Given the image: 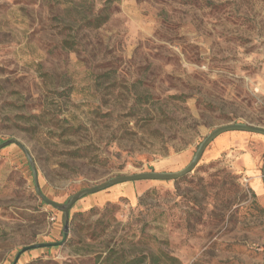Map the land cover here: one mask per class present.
<instances>
[{"label":"rangeland","instance_id":"1","mask_svg":"<svg viewBox=\"0 0 264 264\" xmlns=\"http://www.w3.org/2000/svg\"><path fill=\"white\" fill-rule=\"evenodd\" d=\"M236 122L264 127V0H0V143L48 197L178 171ZM263 165V134L224 132L179 179L84 196L16 264H264ZM63 228L0 149V264Z\"/></svg>","mask_w":264,"mask_h":264},{"label":"water","instance_id":"2","mask_svg":"<svg viewBox=\"0 0 264 264\" xmlns=\"http://www.w3.org/2000/svg\"><path fill=\"white\" fill-rule=\"evenodd\" d=\"M232 130H238V131H248V132H254V133H260L264 135V127L257 126V125H251L247 123L242 122H236V123H228L223 124L217 128H215L209 135H207L204 140L200 143L193 159L190 161V163L178 170V171H142V172H136L132 174H122L117 175L114 177H111L99 184H96L91 187H85L74 193L66 202H59L56 201L50 197H48L41 189L40 182H39V175H38V169L35 163V160L28 149V147L21 142L20 140L16 138H10L2 143H0V149L11 145L16 144L21 148V150L25 153L29 164L32 169L33 178H34V184H35V191L37 195L48 205H51L52 207L60 210L64 214V228H63V238L60 241L55 242H41V243H34L31 245H27L23 247L16 255L15 261L13 264H16L19 257L22 253L26 252L30 249L35 248H41V247H50V246H58L65 243V241L68 238L69 230H70V213L71 209L73 208L74 204L79 201L81 198L88 194L97 193L99 191H102L104 189H107L109 187H112L116 184L125 183V182H132V181H138V180H176L179 179L190 172L194 170L196 165L198 164L199 160L201 159L206 147L220 134L232 131ZM262 177L264 181V165H263V172Z\"/></svg>","mask_w":264,"mask_h":264},{"label":"trees","instance_id":"3","mask_svg":"<svg viewBox=\"0 0 264 264\" xmlns=\"http://www.w3.org/2000/svg\"><path fill=\"white\" fill-rule=\"evenodd\" d=\"M108 19V15L106 14H100L97 16H94L87 20V25H93L94 27H100L102 24H104ZM67 44V43H66ZM69 46V45H68ZM72 48V47H70ZM76 153V151H74ZM146 195L142 196L140 198L141 201L146 199ZM114 250L111 248L106 256L100 261V264H118L117 260L113 257ZM153 254V253H152ZM156 259H153L152 262H155ZM171 260H176V258L171 257ZM136 262H139L138 260L129 261L127 264H134Z\"/></svg>","mask_w":264,"mask_h":264}]
</instances>
